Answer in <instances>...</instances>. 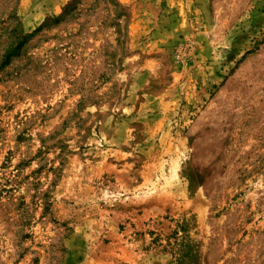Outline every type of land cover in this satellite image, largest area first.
Wrapping results in <instances>:
<instances>
[{
    "label": "rangeland",
    "instance_id": "rangeland-1",
    "mask_svg": "<svg viewBox=\"0 0 264 264\" xmlns=\"http://www.w3.org/2000/svg\"><path fill=\"white\" fill-rule=\"evenodd\" d=\"M0 264H264V0H0Z\"/></svg>",
    "mask_w": 264,
    "mask_h": 264
},
{
    "label": "trees",
    "instance_id": "trees-1",
    "mask_svg": "<svg viewBox=\"0 0 264 264\" xmlns=\"http://www.w3.org/2000/svg\"><path fill=\"white\" fill-rule=\"evenodd\" d=\"M23 44H24V41L19 42L15 47H13L10 51H8L5 54L4 60H3L2 64H1V67H5V66L9 65L10 62H11V59L13 57H16V56L19 55L18 53L16 54L15 52L18 51L21 48V46H23ZM49 149H50L49 146L43 144L42 148L39 150L38 154L45 155L47 150H49ZM65 154H66L65 153V147L64 146H60V153L57 156V158L60 159V166H55L53 164L52 166L47 168L48 171H52L53 173L57 174V177H59L60 174H61V170H62L61 166L63 165L64 159H66L65 158ZM40 170H41V168L39 169V171ZM35 172H38V171H35ZM33 184H35V186H38L40 184V180L37 178L36 181L33 182ZM37 194H38V196L40 195L41 199L43 200V203H44V206H45L44 207L45 211H48L50 209V207H51V204H52L51 203L52 202L51 201V197H52L51 194L48 193V192H43L41 190H38Z\"/></svg>",
    "mask_w": 264,
    "mask_h": 264
}]
</instances>
